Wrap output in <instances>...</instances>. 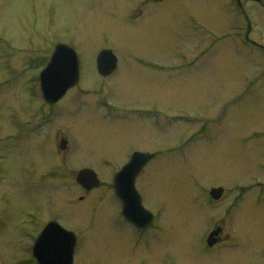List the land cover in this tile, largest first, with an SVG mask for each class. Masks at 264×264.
Here are the masks:
<instances>
[{
	"label": "rangeland",
	"instance_id": "374dc122",
	"mask_svg": "<svg viewBox=\"0 0 264 264\" xmlns=\"http://www.w3.org/2000/svg\"><path fill=\"white\" fill-rule=\"evenodd\" d=\"M242 3L0 0V264H33L31 233L56 211L86 235L75 264H264V47L243 42L251 23L264 45V0ZM61 41L77 49L82 81L57 104V135L30 145L23 111L45 103L39 73ZM106 46L119 71L105 77L95 57ZM140 105L159 123L143 111L122 120ZM135 147L157 152L136 185L159 218L146 235L123 220L119 241L108 240L100 223L120 217L113 174ZM84 166L102 184L88 193L76 180ZM217 225L222 237L210 246Z\"/></svg>",
	"mask_w": 264,
	"mask_h": 264
},
{
	"label": "water",
	"instance_id": "95a60500",
	"mask_svg": "<svg viewBox=\"0 0 264 264\" xmlns=\"http://www.w3.org/2000/svg\"><path fill=\"white\" fill-rule=\"evenodd\" d=\"M116 56L111 49L103 50L99 55V68L104 74L111 72L116 66ZM80 78L79 57L77 51L65 43H59L47 66L41 72V84L47 100L54 101L63 96ZM154 156L149 152H135L130 161L115 176V188L124 201L126 216L141 226H149L153 214L143 205L140 193L136 188V177L144 165ZM77 179L85 187L91 188L99 184L95 170L84 168L79 171ZM222 188H214L216 196ZM211 234L210 244L215 242ZM76 235L56 221H52L43 230L35 244V254L42 264H73V252Z\"/></svg>",
	"mask_w": 264,
	"mask_h": 264
},
{
	"label": "flooded vegetation",
	"instance_id": "af4514ba",
	"mask_svg": "<svg viewBox=\"0 0 264 264\" xmlns=\"http://www.w3.org/2000/svg\"><path fill=\"white\" fill-rule=\"evenodd\" d=\"M147 1L151 2V1H155V0H147ZM163 52L165 53L164 50H163ZM165 65H168V64H165ZM150 66L153 67V68H155L156 65H150ZM161 72L167 74L168 73V68L163 69ZM40 94L41 93H39V97L41 96V98H42V94L41 95ZM58 103H59V101L58 102H55V103L45 102L44 104H42V99H41V105L39 107L30 108L29 109L30 112L28 110L23 111V113H25V116H24L25 118H23V125H24L23 128L26 129V132H29L30 131L31 133H33L34 135H36V139L34 138V139L31 140V141H35V142H32L30 145H38V143L43 140V136H44V138H45L46 141H51V139H53V136H54V133H55V128H54L53 125L56 122L55 121V118H57V116L59 115V109L57 108V104ZM43 108H45V110H43ZM122 108H125V107H122ZM152 110L153 109L152 108H149V107H143V108L127 107L126 111L122 113V116L125 119H132V116L134 115V114H132L133 112L140 111L142 113V111H143L142 117L145 118V119H148L147 116L148 117H153L152 116L153 115L152 114ZM150 113L152 114L151 116H150ZM167 119H169V116H167ZM47 125H51V126H47ZM44 129H46L45 132L43 131ZM56 135H57V132L55 133V136ZM61 138H64V137H61ZM25 143L26 144L29 143L27 138L25 140ZM51 144H53V143H51ZM55 145H56V143H55ZM110 146H112V145H110ZM70 148H71V145H70V143H68L67 148L65 150H62V151L63 152L64 151H67ZM143 150H148V149H143ZM124 154H126V152ZM54 174H55V172L52 173V174H50V175L54 177ZM71 197L72 196H68L67 197V204L69 203L68 201H69V199H71ZM84 198H85V196L84 195H81V199L83 200ZM71 204L73 205V202ZM71 208L73 209V206H71ZM63 209L64 208H61L60 209V212L63 211ZM61 216L62 215H60V213H58V211H56L52 215V218L48 219L44 223L37 222L35 224V227H34V228L37 227V229L34 230L35 232L33 231L31 233L32 234L31 236L32 237L38 236L40 234L41 230L43 229V227L50 220L55 219V220H59V221L63 222L62 219H64V217H61ZM121 216L122 215H120V217H118V216L115 217L114 216L113 219H110L109 221H104V222L102 221V223H100V224H103L107 228V230L110 232V233H108L109 235L107 234L105 236L106 238H108V240L119 241V238H117V233H115V232L116 231H119L121 229V227H123L122 217ZM69 217L70 216H67L66 217V220H68ZM72 218H74V215L72 216ZM81 225H82V223H81ZM81 225H80V228H82V226L88 227V226H85V225H82V226ZM96 225L97 224L89 225V227H91V229H92V227L95 228ZM115 228H116V230H115ZM89 230H90V228H89ZM134 230H136V229H134ZM85 231L89 232L86 229H85ZM77 234H78V236L81 235L83 237H86L85 233L82 235V234H79L77 232ZM143 234H145V233L143 232ZM88 236H90V234Z\"/></svg>",
	"mask_w": 264,
	"mask_h": 264
}]
</instances>
